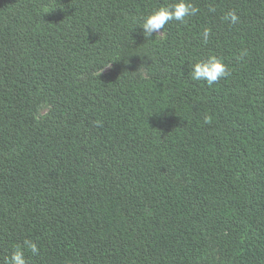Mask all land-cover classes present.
I'll use <instances>...</instances> for the list:
<instances>
[{
	"label": "trees",
	"instance_id": "trees-1",
	"mask_svg": "<svg viewBox=\"0 0 264 264\" xmlns=\"http://www.w3.org/2000/svg\"><path fill=\"white\" fill-rule=\"evenodd\" d=\"M174 2L0 0V261L264 264V0Z\"/></svg>",
	"mask_w": 264,
	"mask_h": 264
},
{
	"label": "clouds",
	"instance_id": "clouds-1",
	"mask_svg": "<svg viewBox=\"0 0 264 264\" xmlns=\"http://www.w3.org/2000/svg\"><path fill=\"white\" fill-rule=\"evenodd\" d=\"M198 11L199 9L191 3V0H175L174 3L161 5L150 14L142 17L137 22V27L142 29L144 39L149 40L154 34L155 37L158 36L169 22L185 23L186 18L195 16ZM224 20L230 25H235L239 23L240 18L236 11L232 10L225 14ZM210 34L211 30L205 28L202 34L205 44L208 42ZM243 55L246 56L247 52L245 51ZM188 75L193 81H204L208 86H212L221 79L228 77L230 72L222 58L209 55L206 59L193 63ZM96 126L102 127L103 125L100 121H96ZM24 249L30 250L33 255L39 254L37 244L31 240H25L22 247L14 250L11 256L7 257L4 261H0V264H29Z\"/></svg>",
	"mask_w": 264,
	"mask_h": 264
},
{
	"label": "rangeland",
	"instance_id": "rangeland-1",
	"mask_svg": "<svg viewBox=\"0 0 264 264\" xmlns=\"http://www.w3.org/2000/svg\"><path fill=\"white\" fill-rule=\"evenodd\" d=\"M158 36H159V37H162V33H160Z\"/></svg>",
	"mask_w": 264,
	"mask_h": 264
}]
</instances>
